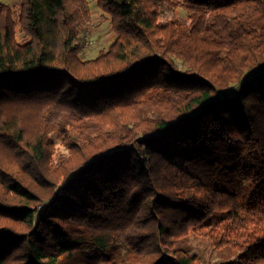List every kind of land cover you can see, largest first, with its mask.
Listing matches in <instances>:
<instances>
[{
    "label": "trees",
    "instance_id": "16d2710c",
    "mask_svg": "<svg viewBox=\"0 0 264 264\" xmlns=\"http://www.w3.org/2000/svg\"><path fill=\"white\" fill-rule=\"evenodd\" d=\"M94 2L0 0V264H264V0Z\"/></svg>",
    "mask_w": 264,
    "mask_h": 264
},
{
    "label": "rangeland",
    "instance_id": "374dc122",
    "mask_svg": "<svg viewBox=\"0 0 264 264\" xmlns=\"http://www.w3.org/2000/svg\"><path fill=\"white\" fill-rule=\"evenodd\" d=\"M11 4L13 7L18 8L20 0H2ZM92 5V13L88 22L81 29L77 44L79 45L81 57L85 59H93L99 53V51L106 50L111 42L114 40L115 35L111 29L108 20L102 16V12L94 6V0H90ZM187 11L184 7L176 8L173 10L167 6L160 7L159 21L162 24L170 21L174 16L179 19H186ZM32 118L26 121H31ZM55 145L58 149V153L55 155V159L59 156L67 153L66 149L60 144L56 135H52ZM1 157V156H0ZM11 159V157L9 158ZM256 169V168H254ZM251 185H256L254 175L247 176ZM217 217L213 220L215 221ZM175 248L183 249L189 254L195 255L201 264H221L231 261L235 258L234 251L231 249H217L211 242L199 235L190 233L186 238L180 239L174 243Z\"/></svg>",
    "mask_w": 264,
    "mask_h": 264
}]
</instances>
